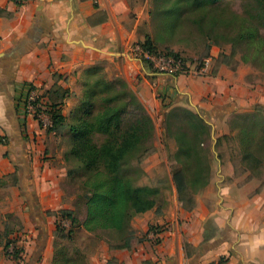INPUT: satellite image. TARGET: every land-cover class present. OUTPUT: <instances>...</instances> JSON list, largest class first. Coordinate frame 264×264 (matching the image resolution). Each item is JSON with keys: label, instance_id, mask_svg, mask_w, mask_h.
<instances>
[{"label": "crops", "instance_id": "obj_1", "mask_svg": "<svg viewBox=\"0 0 264 264\" xmlns=\"http://www.w3.org/2000/svg\"><path fill=\"white\" fill-rule=\"evenodd\" d=\"M151 8L150 0H24L22 5L0 0V136L7 140L0 145V217L17 215L22 204L31 219L33 204L43 211L62 206L51 178L56 167L40 156L43 143L55 137L25 112V100L35 92L45 101L65 103L83 91L99 62L107 61L105 73L123 79L153 120L159 104L210 112L214 140L215 133H232L234 111L264 106V71L229 65L218 53H212L205 77L156 73L129 55L131 45L149 36ZM223 107L231 111L217 114ZM45 117L50 118L47 112ZM240 166L241 172L236 174L233 164L212 180L192 210L183 209L177 198L137 215L130 247L119 249L106 240L97 264H264V166L250 168L242 161ZM165 224L169 230L161 242L153 241L149 229ZM33 250L34 243H26L23 259L14 260L2 241L0 264H40L33 263Z\"/></svg>", "mask_w": 264, "mask_h": 264}, {"label": "rangeland", "instance_id": "obj_2", "mask_svg": "<svg viewBox=\"0 0 264 264\" xmlns=\"http://www.w3.org/2000/svg\"><path fill=\"white\" fill-rule=\"evenodd\" d=\"M150 6H152L149 17L151 30L148 35L158 50L178 53L187 60H196L212 56V53H218L221 60L229 65L244 63L261 72L264 71V64L254 57L255 46L247 45L245 41L239 42L240 35L246 27L252 28L255 37H264V9L262 8L264 0H217L212 3H204L201 6H206L205 9L208 13L204 26L197 23L201 16V10L187 9L181 11L176 23L171 28L167 26L166 19L161 14L163 8L158 7L154 0H150ZM162 6L165 8L173 6V4L171 0H168ZM233 50L234 56H231ZM95 68L97 70L87 75L84 80L83 91H80L79 95L72 94L61 107L63 121L57 124L54 131L48 132L55 139L50 140L49 144L43 143L42 146L41 161L51 160L52 165L56 167V172L51 175V178L60 189L62 206L57 210L43 211L40 209L37 211L40 222L44 224L41 223V227L44 226L42 229L46 233V250L44 248L40 253L38 260L40 264H52L55 247L62 246L72 256L75 251L74 255L80 257L84 264H97V259L103 251L102 248L106 240L113 244L122 242L123 234L112 230L88 232L81 225L86 217V199L90 195L89 188L83 183L92 174V171L72 153L75 142L78 140H75L76 136L74 137L73 133L76 131L74 128L85 130L91 144L100 147L109 140V136L99 129L96 118L106 107L118 106L121 111V120L118 128L115 129L118 134L128 130L137 119L151 118V116L143 102L129 89L123 79L105 73V68H110L107 61L97 63ZM113 81H115L114 87L108 85V82ZM164 108L162 104L155 107L154 120L151 118L154 122L152 137L145 138L135 150L128 153L119 170V175L130 181L133 186H149L157 189L159 191L157 198L161 207L167 206L178 198L173 181V168L184 167L190 175L196 165L194 160L176 155L178 144L175 134L179 127L187 130L186 119L180 109L184 108L183 105ZM172 108H175L177 115L171 116L170 121L165 122V116ZM159 109L162 110L161 116L158 113ZM262 117L264 114L256 115L248 110L240 111L229 116L232 133L225 137L221 136L218 145L219 137L215 133V140L212 138L211 146L213 154L210 182L216 180L218 175L229 173L230 165L237 166L236 174L242 171L241 155L239 156L237 153L235 142L237 132L243 124L252 126L253 122L258 130L262 126L259 121L262 120ZM169 124L170 127H168ZM36 144L41 145L42 143L36 140ZM260 154L264 156V150H260ZM99 167L103 168V164H99ZM13 179L10 178V180ZM217 189V186L214 185V193L217 192ZM199 194L201 191L195 195L196 199ZM25 203L29 204L30 209L31 204L27 198ZM21 207L23 210L19 211L17 215L9 213L0 217V236L3 234L4 244L12 241L19 246V254L22 259L26 243L29 242L30 245L34 243L31 255L33 258L38 248V242L42 240L40 222L39 224L35 223L33 218H29L30 212H26L24 204ZM32 207L36 208V204H33ZM65 209L71 211L78 220L73 229L72 239L64 237L71 229L69 221H64L59 216V212ZM135 217L131 221H134ZM136 232L137 230L133 229V237ZM137 239L142 240L145 237L138 235Z\"/></svg>", "mask_w": 264, "mask_h": 264}, {"label": "trees", "instance_id": "obj_3", "mask_svg": "<svg viewBox=\"0 0 264 264\" xmlns=\"http://www.w3.org/2000/svg\"><path fill=\"white\" fill-rule=\"evenodd\" d=\"M167 1L154 0V3L158 7L161 6L163 8L161 9V14L165 17L167 26L171 28L176 23V19L181 11L187 9L201 10V16L198 18L197 23L200 26H204L208 13L205 9L206 6L201 5L208 2H216L217 0H171L173 6H166L164 8L162 5ZM262 8L264 9V6ZM254 35L252 28L246 27L240 35L239 42L245 41L247 45H254L255 59L261 60L264 64V37H255ZM141 43L150 50H158L149 36ZM167 53L179 55L171 51H167ZM231 56H234V50L231 52ZM96 70L97 68L94 67L90 73ZM115 81L108 82V85L114 87ZM65 93L67 91H64L62 94L65 95ZM40 99L44 100L45 98L40 95ZM105 100L108 99L105 98ZM45 102L46 112L49 114L52 122V125L47 127L46 130L47 132H52L57 124L64 119L61 113V107L64 102L62 100L54 103L49 98ZM164 107L167 109L168 105ZM180 109L186 119L187 130L179 127L175 134V140L178 144L176 155L177 157L183 156L186 159L194 160L196 165L190 175L184 167H174L172 174L181 207L186 210H192L196 207L195 195L209 185L212 174L211 159L213 153L211 146L213 137L212 128L207 123L211 117V113L185 107ZM230 111L229 108L223 107L219 111L217 110L216 113L222 115ZM250 111L256 115L264 114V106L257 105ZM120 113L121 111L118 106H108L97 115V126L109 136V140L100 147L91 144V140L87 138L85 130H76L74 128L76 132L73 134L74 137L76 136L75 140H78L75 142L72 153L84 166L92 171V174L83 183L84 186L89 188L90 195L86 199V217L81 225L88 232L112 230L123 234L122 242L114 246L122 249L130 247V242L134 236L131 229V220L135 216L150 211L155 207H162L159 205L157 198L159 194L157 189L149 186H133L130 181L119 175V170L126 155L135 150L142 140L152 137L154 122L149 117L137 119L128 130L118 134L115 129L118 128L121 120ZM233 113L236 114L235 111ZM175 115H177V112L175 108H172L165 116V122H169L171 116ZM259 121L262 126L258 130L255 122L252 124L254 128L243 124L236 136L239 143L241 161L250 168L264 166V156L260 154V150H264V117ZM38 122L43 127L41 121ZM168 127H170V124ZM220 139L221 137L218 138L217 145ZM205 144L206 147H204ZM99 164H103V168H100ZM38 210L37 205L36 208L32 207L33 221L39 224ZM59 213L60 218L64 221H69L71 226V229L66 234L67 236L64 237L72 239L73 229L78 220L69 210H61ZM41 223L43 224V222H40L39 225L42 232L40 234L42 240L38 242L37 251L32 259L33 263L40 259V253L43 251L46 242V233L42 229L44 226L41 227ZM156 228L158 227H151L148 233L154 231ZM2 237L3 234L0 236V243L2 242ZM12 243L14 242L8 241L4 244L5 254L14 260H22V256L19 254V246L16 243H14V252L12 254L8 252V248ZM74 254L75 251H73V256L70 255L64 246L55 247L52 264H84L83 260Z\"/></svg>", "mask_w": 264, "mask_h": 264}, {"label": "built area", "instance_id": "obj_4", "mask_svg": "<svg viewBox=\"0 0 264 264\" xmlns=\"http://www.w3.org/2000/svg\"><path fill=\"white\" fill-rule=\"evenodd\" d=\"M17 5H22L24 0H14ZM128 54L133 58L140 60L150 65V67L160 74H169L173 76H192L205 77L210 73L214 63L213 56H207L196 60H187L181 55L167 53V51H153L143 46L142 43L137 42L131 45L128 49ZM25 112L37 117L41 121L42 126L49 127L52 125L51 119L45 117L46 102L40 99V96L32 92L25 100ZM6 138L0 136V145L6 144ZM169 230L168 225L158 227L154 231H150L149 235L153 241L160 243L163 238L161 234ZM15 245L12 243L8 252H14Z\"/></svg>", "mask_w": 264, "mask_h": 264}, {"label": "water", "instance_id": "obj_5", "mask_svg": "<svg viewBox=\"0 0 264 264\" xmlns=\"http://www.w3.org/2000/svg\"><path fill=\"white\" fill-rule=\"evenodd\" d=\"M208 122V121H207ZM209 123V122H208ZM213 138H214V130H213Z\"/></svg>", "mask_w": 264, "mask_h": 264}]
</instances>
